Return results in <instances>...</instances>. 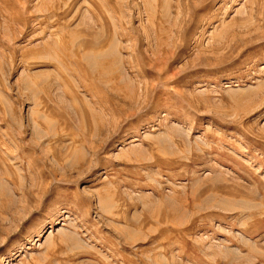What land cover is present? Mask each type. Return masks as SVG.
I'll list each match as a JSON object with an SVG mask.
<instances>
[{
  "label": "rangeland",
  "instance_id": "1",
  "mask_svg": "<svg viewBox=\"0 0 264 264\" xmlns=\"http://www.w3.org/2000/svg\"><path fill=\"white\" fill-rule=\"evenodd\" d=\"M0 264H264V0H0Z\"/></svg>",
  "mask_w": 264,
  "mask_h": 264
}]
</instances>
